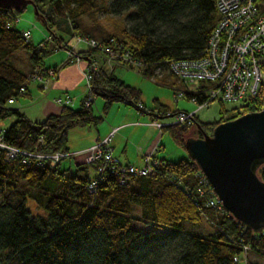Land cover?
I'll return each mask as SVG.
<instances>
[{"label":"trees","instance_id":"trees-1","mask_svg":"<svg viewBox=\"0 0 264 264\" xmlns=\"http://www.w3.org/2000/svg\"><path fill=\"white\" fill-rule=\"evenodd\" d=\"M32 1L50 32L38 44L26 40L15 24L32 4L24 10L0 6V119L14 117L8 126L0 124V134L6 144L22 151L10 157L6 149H0V264H156L163 255L170 264H262L263 234L246 227L230 212L207 205L210 193L199 192L203 177L192 156L180 160L158 157L160 164L151 175L130 176L125 184L109 170L98 173L94 162L78 163L72 171L62 166V160L39 161L25 153L71 152L70 129L96 128L104 119L95 113L93 104H86L87 97L78 107L62 104L60 113L41 121L15 106L19 97H31L29 75L40 70L49 78L46 58L59 48H72L54 30V15L67 16L70 29L66 33L92 37L116 54H129L141 62L138 71L152 77L157 69L169 68L168 60L203 55L219 21L215 0ZM103 9L118 15L127 12L131 25L108 30L99 18ZM84 17L91 20L90 25ZM19 52L25 53L28 70L16 62ZM103 52L97 47L75 49L89 61ZM95 75L94 92L103 97L105 112L116 102L135 107L152 119L180 112L164 104L146 109L142 91L105 65ZM263 108L264 89L242 111L231 110L230 116L235 119ZM226 113L230 110L223 105L221 118L214 124L201 123L198 117L195 121L213 131ZM192 127L171 125L162 133H169L187 149V133ZM258 174L264 180V165ZM93 179L98 185L90 192ZM30 199H35L41 213L32 212ZM204 224L209 226L206 232L200 229ZM245 246L249 247L247 262L242 259Z\"/></svg>","mask_w":264,"mask_h":264},{"label":"built area","instance_id":"built-area-1","mask_svg":"<svg viewBox=\"0 0 264 264\" xmlns=\"http://www.w3.org/2000/svg\"><path fill=\"white\" fill-rule=\"evenodd\" d=\"M219 21L215 30L210 36L206 49L198 58H178L168 60L169 71H171L177 80L184 82L185 88L176 93V100L187 98L198 104V109L192 112L181 110L177 113H167L165 117L152 119L149 124L159 129L171 125H183L187 127L196 126L195 118L199 117V111L211 105L214 100L225 103L235 104L230 113L225 114L224 121L231 119V110H243V107L254 99L264 89V2L260 0H215ZM19 18H16L18 21ZM26 40H30L31 30L23 31ZM76 43H84L86 48L97 47L104 50L103 55H97L92 61L84 60L82 55L75 53L76 45L67 50L69 62H79L84 60L87 69L84 73L87 86L86 104H93L96 99L93 81L95 74L101 67L114 61H123L132 63L135 67L141 66V62L132 60L129 54H116L112 52L110 46L84 35H77ZM113 41V40H112ZM59 50V49H57ZM105 61L101 63V59ZM160 68L152 76L156 77ZM50 70L48 75L53 74ZM160 73V72H159ZM32 79H41L47 84L49 78L43 77L40 70H35L29 75ZM25 92V87H21ZM188 94H190L188 96ZM202 101L199 98H202ZM11 104L14 100L9 99ZM59 104L73 105V99L68 95H62L57 99ZM223 121V122H224ZM121 127L114 128L107 138L97 141L88 151L87 161L98 165L97 172L103 173L111 171L119 177V181L127 183L130 176H149L160 164L155 150L151 155L144 154L143 162L139 164L125 163L115 155V149L112 146V137ZM6 149L10 157L18 156L19 151L16 147L8 145L3 141V134H0V149ZM30 157H36L39 161L48 159L52 163L59 162L65 157L75 156L72 152L49 153H25ZM202 172V171H201ZM202 180L198 186L199 192L208 195L207 205L216 209H222L223 203L215 194L207 178L202 173ZM98 185V180L93 179L89 185V191L94 192ZM226 211V210H225ZM264 236V229L262 232ZM249 247L245 246L243 261L247 262ZM239 260V258H235Z\"/></svg>","mask_w":264,"mask_h":264},{"label":"rangeland","instance_id":"rangeland-1","mask_svg":"<svg viewBox=\"0 0 264 264\" xmlns=\"http://www.w3.org/2000/svg\"><path fill=\"white\" fill-rule=\"evenodd\" d=\"M110 0L109 3H111ZM103 5L108 6V4L102 3ZM48 6V5H47ZM54 5H51L50 10L54 11ZM122 13L120 15L111 13L108 9H103L99 15V18L102 19L105 26L108 30L116 29L121 25H131V20L126 18V14ZM19 20H15V24L19 29L26 31V29L31 30V41L34 44H38L39 42L48 39L49 30L43 23L42 19L38 17L35 13L34 6L29 5L24 12L19 15ZM53 19L55 20L54 30L66 37H69L66 33V30L70 29L69 22L67 16L63 15L57 16L54 15ZM84 21L88 25L91 24V20L88 17H84ZM59 25L57 26V24ZM73 45H76L78 48H86L84 43L77 44L76 38H72ZM17 58L16 62L21 68L28 70L26 66L27 61L24 52H19L15 56ZM65 58H69L68 52L66 49L61 48L55 53L50 54L48 58L45 60L46 66H58ZM105 61V58L101 59V63ZM16 63V64H17ZM105 64V67L110 71L115 70V74H117L123 81L127 84H130L134 87H138L142 91V103L146 106V109H154L159 104H164L172 109H186L190 112L198 109V104L190 101L187 98H180L176 101V93L180 89L185 87H181L183 83L181 81H177L173 75H171V71L169 68H161L156 74V77L147 76L145 77L142 73L138 71V67H130L127 63H123L120 61H114L113 63ZM29 87L33 93L32 98L28 97H19L16 101L15 106L18 107L27 104V113L33 119L40 118L39 115L42 109H46L48 115L55 113L58 114L61 112L62 105L57 103L56 101V91H52L48 87H45L44 82L41 79H32L29 82ZM44 87V88H43ZM52 91L51 95L50 92ZM80 101L75 102L73 104L74 107H78ZM225 107L231 109L235 107V104L225 103ZM23 107V106H21ZM94 111L97 115H102L104 119L95 127H74L70 129L69 133V147L74 149L75 146L84 141V135L88 134L90 130L94 133L98 132L97 128H109L108 131L115 128L117 125H122L130 122L132 125L128 126L121 131V128L118 129L119 132H116L112 137V145L116 146L127 143L128 153L131 155H135V153L140 157V155L148 154L151 155L156 146H159V152L157 155L159 157H165L169 160H180L183 157H190L188 150L183 146H180L169 133H162V129H159L155 126L149 124L152 120L150 115H144L135 107L130 105H126L123 102H116L111 105L108 111H104V99L102 96H96V99L93 103ZM223 104L220 101L214 100L210 106L203 108L199 113V120L201 123H210L214 124L215 121H218L221 118V108ZM9 119H0V123L2 121L8 122ZM142 125L135 126L134 123L138 122ZM110 123L114 128H112ZM111 126V127H109ZM121 127V126H117ZM88 132V133H85ZM85 133V134H84ZM198 133L196 127H192L191 130L187 133V138L193 137ZM125 142V143H124ZM122 149L120 150V152ZM84 156L76 157L68 156L65 157L61 161L62 166L72 168V171H75L78 163L86 162L84 161ZM141 163V162H140ZM140 165V164H139ZM95 174V172L92 171ZM32 212L41 213L42 210L38 207V203L35 199H30L28 203ZM209 227V226H208ZM207 224H204L200 229L204 232L208 229ZM256 257H254L255 259ZM255 260H259L258 258ZM264 260L262 261V264ZM156 264H170V261L166 260V255L160 258V260L156 261Z\"/></svg>","mask_w":264,"mask_h":264},{"label":"water","instance_id":"water-1","mask_svg":"<svg viewBox=\"0 0 264 264\" xmlns=\"http://www.w3.org/2000/svg\"><path fill=\"white\" fill-rule=\"evenodd\" d=\"M32 0H0L1 7L24 10ZM36 12H38L35 6ZM203 137L186 140L189 155L221 199L223 208L246 227L264 229V108L221 122Z\"/></svg>","mask_w":264,"mask_h":264},{"label":"crops","instance_id":"crops-1","mask_svg":"<svg viewBox=\"0 0 264 264\" xmlns=\"http://www.w3.org/2000/svg\"><path fill=\"white\" fill-rule=\"evenodd\" d=\"M68 32V31H66ZM67 35L69 37L63 36V38L65 39V41L69 44L72 45V38H74L72 36V34L67 33ZM61 48H59L60 50ZM78 50H81V48H78ZM58 51V50H57ZM69 58H65L62 63H60L58 66H46L47 68L51 69L52 71L54 70L53 74H50L49 76V81L47 84H45V87H48L49 89H52V91H56V101L59 97H61L62 95H68L70 96V98L73 99V104L75 102L80 101V103L83 101L84 98H86L85 96L87 95V86H86V81H85V71L87 69V64L84 60L79 61V62H68ZM44 88V87H43ZM30 89V87H29ZM31 90V89H30ZM52 91L50 92V95L52 93ZM33 93L31 91V97L32 98ZM178 101V100H176ZM58 103V102H57ZM23 106V107H21ZM19 104V106L17 107L18 109H20L21 111H23L29 118L33 119L31 116L28 115L27 113V104H23L21 105ZM138 110V109H137ZM176 110H184V111H188L186 109H176ZM140 111V110H139ZM141 112V111H140ZM190 112V111H188ZM142 114L146 115L145 113L141 112ZM55 114V113H52ZM50 114V115H52ZM48 115V112L46 109H42L39 117L40 118H35L33 120L36 121H41L43 119H45ZM151 117V115H150ZM9 119L8 122L6 121H2L0 124L3 126H8L10 121H12L14 119V117H9L7 118ZM152 119V117H151ZM113 123H110L109 125H111ZM132 124L130 122L122 124V125H117V126H121V130L128 128V126H131ZM135 126H139L142 125L138 122L134 123ZM112 126V125H111ZM109 126V127H111ZM117 126H115V128H117ZM112 128H114L112 126ZM98 132L94 133L92 130L85 133H88L86 135H84V141L78 143L74 149L70 148V151L72 153H76V157H81L84 156V161H87L88 155H89V151L88 149L94 145L97 141L103 140L105 138H107V136L112 132V130L108 131L109 128H106L105 130L101 127V128H97ZM117 131V132H119ZM84 133V134H85ZM125 143V142H124ZM113 146V149H115V155L117 157H119L123 162L125 163H134V164H140V162H143V155H140V157L135 153V155H131L130 153H128V149H127V143H125L124 145L121 144L120 148L119 145ZM122 149V151L120 152V150ZM160 147L156 146L155 150H157V153L159 152ZM154 150V151H155ZM157 157H159L157 155ZM163 157V156H162ZM159 157V158H162ZM165 158V157H164Z\"/></svg>","mask_w":264,"mask_h":264},{"label":"flooded vegetation","instance_id":"flooded-vegetation-1","mask_svg":"<svg viewBox=\"0 0 264 264\" xmlns=\"http://www.w3.org/2000/svg\"><path fill=\"white\" fill-rule=\"evenodd\" d=\"M221 122H219V124H220ZM218 125V124H217ZM216 125V126H217ZM208 134H211L213 131H210V130H207V129H204ZM196 137H203L204 136V134H202V132L201 131H198V133L195 135Z\"/></svg>","mask_w":264,"mask_h":264}]
</instances>
